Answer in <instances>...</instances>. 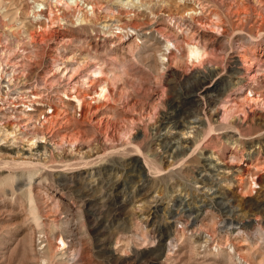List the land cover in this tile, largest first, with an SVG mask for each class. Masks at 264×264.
Masks as SVG:
<instances>
[{"label":"rangeland","instance_id":"1","mask_svg":"<svg viewBox=\"0 0 264 264\" xmlns=\"http://www.w3.org/2000/svg\"><path fill=\"white\" fill-rule=\"evenodd\" d=\"M34 1L0 0V264H264V1Z\"/></svg>","mask_w":264,"mask_h":264},{"label":"bare ground","instance_id":"2","mask_svg":"<svg viewBox=\"0 0 264 264\" xmlns=\"http://www.w3.org/2000/svg\"><path fill=\"white\" fill-rule=\"evenodd\" d=\"M36 1V5H35V7L36 8H39L40 7V11H43V9H44V6H45V4H44V1L45 0H35ZM34 1V2H35ZM47 1V0H46ZM51 1V4L52 3H55V5H57V4H59V3H61V4H63V5H65L67 8H72L73 6H76V5H78L79 3H85V2H87L86 0H50ZM94 1V0H93ZM138 2L140 1V0H137ZM264 1V0H263ZM90 2V1H89ZM132 2H133V0H121V3L123 4V5H125V4H129V3H131L132 4ZM134 4H135V2H133ZM50 3H49V5H51ZM131 4H129V6H131ZM136 4H137V2H136ZM139 4V3H138ZM138 4H137V6H138ZM262 4V3H261ZM54 5V4H53ZM101 5V4H100ZM103 5V4H102ZM133 5V4H132ZM259 5H260V3H259ZM85 6V5H84ZM104 6V5H103ZM137 6H136V8H137ZM54 7H56V6H54ZM86 7H87V9H86V11H81V10H76V11H73V13H71V11L69 12V16H72L73 17V23H78V24H83L84 26L85 25H87L88 24V22H90L89 21V14H93L94 13V5H89L88 3H86ZM98 7V6H97ZM102 7V6H101ZM139 7V6H138ZM178 6H176V8H177ZM245 7V6H244ZM22 8V7H21ZM96 8V7H95ZM105 8V7H104ZM130 8V7H129ZM133 8V7H132ZM175 8V9H176ZM179 8V7H178ZM107 9V8H106ZM121 9H123V8H121ZM242 9V8H241ZM261 10H264L262 7L260 8ZM259 9V10H260ZM51 10V9H50ZM84 10V9H83ZM96 10V9H95ZM180 10V9H179ZM199 10V9H198ZM52 11V10H51ZM187 11V10H186ZM189 11V10H188ZM200 11V10H199ZM179 12V11H178ZM181 12V11H180ZM179 12V13H180ZM184 12V11H183ZM190 14H192V13H197V10L196 9H194V8H190ZM188 12V13H189ZM263 12V11H262ZM51 13V12H50ZM163 13V12H162ZM200 13H201V11H200ZM236 13V12H235ZM118 14V13H117ZM198 14V13H197ZM239 14V13H238ZM50 15V14H49ZM102 15V14H101ZM104 15V14H103ZM135 15V14H134ZM29 16V15H28ZM41 16V14H36L35 15V17H40ZM126 16V15H125ZM173 16V15H172ZM175 16V15H174ZM179 16H181V15H179ZM191 16V15H190ZM193 16V15H192ZM199 16V15H198ZM183 17H184V15H183ZM217 17V16H216ZM97 18V17H96ZM115 18V17H114ZM114 18H112V19H114ZM185 18V17H184ZM186 18H188V17H186ZM192 18V17H191ZM198 18V17H197ZM200 18V17H199ZM56 16H53V14H51V17L50 18H48V24H47V26H52L51 24L53 23V24H55V22H56ZM64 19V18H63ZM70 19V18H69ZM105 19V18H104ZM117 19V18H116ZM128 19V18H127ZM132 19V18H131ZM46 20V19H45ZM62 19H60V21H61ZM191 20V19H190ZM193 20V19H192ZM200 20V19H199ZM217 20H218V18H217ZM220 20V19H219ZM96 21V20H95ZM98 21V20H97ZM97 21H96V24H98L97 23ZM115 21V20H114ZM194 21V20H193ZM37 22V21H36ZM62 22V21H61ZM101 22V21H100ZM118 22V21H117ZM121 22V21H120ZM200 22V21H199ZM201 22H202V20H201ZM200 22V23H201ZM205 22V21H204ZM210 22H212V21H210ZM30 23V22H29ZM43 23H44V21H43ZM138 23V22H137ZM199 23V24H200ZM219 23V22H218ZM32 24V23H31ZM35 24V23H34ZM62 24V23H61ZM100 24V23H99ZM101 24H103V23H101ZM100 24V25H101ZM105 24H106V22H105ZM112 24V23H111ZM203 23H201V25H202ZM215 24V22L213 23V25ZM23 25H25V24H23ZM91 25V24H90ZM110 25V24H109ZM109 25H103V27H102V29L103 28H107ZM138 25V24H137ZM137 25H136V27H137ZM203 25H205V24H203ZM208 25V24H207ZM212 25V26H213ZM216 25H218V24H216ZM32 26V25H31ZM40 26H42V25H40ZM39 26V27H40ZM99 26V25H98ZM97 26V27H98ZM129 27V26H128ZM131 27V26H130ZM207 27H210V25L209 26H207ZM217 27H219V26H217ZM217 27H215V28H217ZM26 28V27H25ZM120 30H121V32L122 33H128L129 31H131V33L133 34V35H135L136 36V38L137 39H142L143 37H145L146 36V32H144V31H142L141 29H142V26H141V29H139V28H133V31L131 30V29H124L123 27H121V26H119L118 27ZM43 29V28H42ZM44 29H46L45 27H44ZM48 29V28H47ZM111 29V28H110ZM114 29V28H113ZM145 30V29H144ZM47 31V30H46ZM150 31V30H149ZM152 31V30H151ZM215 31V30H214ZM48 32V31H47ZM105 32V31H104ZM103 32V33H104ZM49 33V32H48ZM106 33V32H105ZM46 34V33H45ZM42 35H43V33H42ZM48 35V34H47ZM110 35V34H109ZM112 35V34H111ZM41 36V35H40ZM114 36V35H113ZM33 37V36H32ZM42 37V36H41ZM43 37H44V35H43ZM62 37V36H61ZM37 38V37H36ZM42 39H44V38H42ZM122 39V38H121ZM123 39H126V37H124ZM41 40V39H40ZM62 40H63V38H62ZM126 41V40H125ZM42 42V41H41ZM60 42V41H59ZM168 42V44H167V46H166V48H169V46H170V44L172 43L173 44V42H171V41H167ZM63 43V42H62ZM158 43V42H157ZM170 43V44H169ZM169 45V46H168ZM174 45V44H173ZM175 47V46H174ZM164 48V47H163ZM163 48H162V51H163ZM165 48V49H166ZM169 51V50H168ZM167 51V52H168ZM187 57H188V59L189 60H191V61H195V62H198V63H203V62H205L206 60H208L209 58H211L210 57V55H209V53L208 52H206L201 46H199V45H196V44H191V43H188V47H187ZM244 58V57H243ZM170 59V58H169ZM240 59H241V57H240ZM247 59V58H246ZM249 59V58H248ZM165 60H168V57H167V55L165 54V52H161L160 54H159V58H158V61L160 62V63H162V64H164L165 63ZM171 60V59H170ZM245 61V60H244ZM251 63V62H250ZM19 64V63H18ZM245 64V63H244ZM15 65H17L16 63H15ZM21 65V64H20ZM25 65V64H24ZM23 65V66H24ZM57 65V64H56ZM164 66V65H163ZM22 67V66H21ZM165 67V66H164ZM23 68V67H22ZM26 68V67H25ZM160 68V67H159ZM162 68V67H161ZM27 69V68H26ZM59 69H60V67H59ZM66 69H68V68H66ZM163 69V68H162ZM69 70V69H68ZM67 71V70H66ZM72 71H73V69H72ZM76 71V70H75ZM162 71V70H161ZM250 71V70H249ZM25 73V72H24ZM65 73H67V72H65ZM77 73V72H76ZM203 73V72H202ZM2 74H3V69L1 68V65H0V76H2ZM73 74H74V72L73 73H71L70 74V76L71 77H73ZM200 74V73H199ZM259 74V73H258ZM104 74H103V69H102V67H98V69H96V70H93V73H92V76H94V77H97V78H100L101 76H103ZM254 75V74H253ZM257 76V75H256ZM105 77V76H104ZM201 77V76H200ZM253 77V76H252ZM79 78V77H78ZM255 78V77H254ZM50 79V78H49ZM91 79V78H90ZM85 81L87 80V78L86 79H84ZM198 80H201L200 78L198 79ZM48 81V80H47ZM89 81V82H88ZM87 82H88V86H92V84L94 83H92L90 80H88ZM195 81V80H194ZM197 81V80H196ZM260 82V81H259ZM201 83H202V85L198 88V90H199V92H204L209 86H208V81H205L204 80V77H203V79L201 80ZM77 84V83H76ZM185 84V83H184ZM187 85H188V83H187ZM187 85H185V86H187ZM193 85V84H192ZM195 85V84H194ZM189 86H191V83H190V85ZM72 87V86H71ZM77 87V86H76ZM255 87V86H254ZM89 88V87H88ZM71 89V88H70ZM78 89V88H77ZM252 89V88H251ZM256 89V88H255ZM98 90V89H97ZM197 90V91H198ZM71 91V90H70ZM72 91H76V95H70L71 97H72V100H74V102L76 103V108H77V106L79 107V106H81L82 104H84L86 101H85V98L87 97V96H89V95H84V96H81L79 93H80V91H78V90H76V89H74V88H72ZM86 92H88V91H86ZM108 92H109V89H108V87H107V84L106 83H103V84H100V87H99V90L98 91H96V95H97V97L99 98V99H101V98H108ZM183 92H184V90H183ZM182 92V93H183ZM252 92V90H250V92L249 93H251ZM257 93V92H256ZM256 93H252V94H250L249 95V97H248V95L245 97V100L242 102V103H240V104H238V102H233V104H230V106H228V105H226V104H223V106H222V109H223V116H222V120H224V121H226V122H231L230 120L231 119H233L232 117L235 115H233V113H236L237 112V114L239 115L240 114V112L241 113H243V118H246L247 117V115H246V113L247 112H245L244 111V105L245 104H248V105H250L251 106V103L250 102H254V103H256V102H258V100H259V97L258 96H253L254 94H256ZM184 94V93H183ZM37 95V94H36ZM179 95V94H178ZM179 96H181V95H179ZM258 97V98H257ZM91 98V97H90ZM75 99H76V101H75ZM110 99V98H109ZM111 100V99H110ZM116 100V99H115ZM71 102V101H70ZM69 102V103H70ZM263 102V101H262ZM261 102V103H262ZM175 105V104H174ZM263 105V104H262ZM224 107V108H223ZM240 107H241V109H240ZM80 108V107H79ZM236 108H239V111H236L235 109ZM81 109V108H80ZM247 109V108H246ZM249 109V108H248ZM248 109H247V111H248ZM252 111V110H251ZM250 111V112H251ZM45 112L46 111H44V112H42V114H44V117L46 116L45 115ZM149 112V111H148ZM147 112V113H148ZM23 113V112H22ZM62 113V112H61ZM150 113V112H149ZM149 113L147 114V115H149ZM91 114V113H90ZM146 114V113H145ZM60 115V114H59ZM151 115V114H150ZM254 115V114H253ZM143 116H145V115H143ZM241 116V115H240ZM250 116V115H249ZM50 117H52V115L50 116ZM50 117H47V120L50 118ZM151 117V116H150ZM256 117H257V115H256ZM23 118V117H22ZM252 118V117H251ZM21 119V118H20ZM151 119H152V117H151ZM150 119V120H151ZM253 119H254V117H253ZM93 120V119H92ZM251 120V119H250ZM29 121H31V120H29ZM49 121V120H48ZM175 121V120H174ZM247 121V120H246ZM46 123V122H45ZM39 124V123H38ZM43 125V124H42ZM45 127H46V125H45ZM51 129H52V127H51ZM134 131V130H133ZM133 131H131L133 134H134V132ZM130 132V133H131ZM136 132V131H135ZM79 133V132H78ZM77 133V134H78ZM44 135H45V133L44 132H41V131H36V137L33 139V143L35 142V139L36 138H38L39 136H41V137H44ZM108 135V134H107ZM130 135V134H129ZM121 136H122V134H121ZM76 138H78V137H76ZM122 138V137H121ZM126 138H128V136L126 137ZM79 139V138H78ZM70 140V139H69ZM74 141H76L75 139H73ZM72 140V141H73ZM122 140V139H121ZM72 144H74V142H71ZM76 143V142H75ZM128 144V143H127ZM129 145V144H128ZM132 145V144H131ZM134 145V144H133ZM132 145V146H133ZM127 146V145H126ZM81 155V154H80ZM84 155V154H83ZM96 158V157H95ZM82 161V160H81ZM84 161H86V160H84ZM90 161V160H89ZM88 161V162H89ZM77 162H80V161H77ZM90 164V163H89ZM85 165V164H84ZM79 166V165H78ZM257 170V169H256ZM257 172V171H256ZM254 176V175H253ZM251 177V176H250ZM256 177V176H255ZM252 179H253V177H252ZM255 179V178H254ZM253 183H256L255 181H253ZM252 184V183H251ZM230 252H232V253H235V250L234 249H232V250H230ZM236 255V254H235ZM238 261H239V264H249L248 263V261L247 260H245L244 258H238Z\"/></svg>","mask_w":264,"mask_h":264}]
</instances>
